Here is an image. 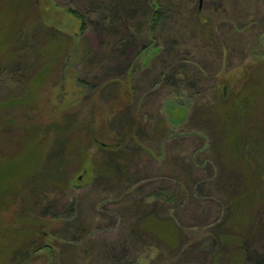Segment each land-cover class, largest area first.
<instances>
[{
    "label": "rangeland",
    "instance_id": "obj_1",
    "mask_svg": "<svg viewBox=\"0 0 264 264\" xmlns=\"http://www.w3.org/2000/svg\"><path fill=\"white\" fill-rule=\"evenodd\" d=\"M129 1L0 0V264H264V0Z\"/></svg>",
    "mask_w": 264,
    "mask_h": 264
},
{
    "label": "trees",
    "instance_id": "obj_2",
    "mask_svg": "<svg viewBox=\"0 0 264 264\" xmlns=\"http://www.w3.org/2000/svg\"><path fill=\"white\" fill-rule=\"evenodd\" d=\"M143 2L146 3V4L148 2L147 6L143 10V15H144V18L146 20V23H147L149 31L153 32L160 23H162L165 19H167L168 14H169V7L167 6L165 8V4L161 0H158L157 3H155V2L152 3L151 0H143ZM139 3H140L139 0H131V1H129V4L136 6V8L138 7ZM68 11L73 13L80 20V26L79 27H80V31H82L83 28L86 25L85 24L86 23V16L82 12H80V11H78L76 9H70L69 8ZM133 11L134 10L132 9L129 12L132 14ZM127 17H129V15ZM111 21H113V20H111ZM156 59L154 61H152V64L150 66L153 69H155ZM137 67L139 68V65ZM137 67L135 66V63L131 62V63L128 64L127 69L129 68L130 71L132 70V72L135 73V72H137V69H138ZM168 69H169L168 66H165V65L162 66L160 64V66H159V70H160L159 71V76L162 77L161 79L169 81V80H172L173 78L180 79L179 76H181V75H182V77L187 76V74H185V72H182V71L178 72V70L172 72V71H170ZM171 72H172V74H171ZM184 80H185V84L188 87L192 88V87L196 86L195 79H194V81L193 80L191 81L189 78L188 79L184 78ZM169 82L172 83L171 81H169ZM221 100H225V98L223 97V98H221ZM204 107H207V105H205ZM212 107H213L212 105H209V109L212 108ZM129 135H131V134H129ZM128 138H131V137H126V136L123 135V137L120 140H118L114 144V146H112V147H109V146L101 147L100 151L103 154L107 153L109 155L108 162L104 163V165L106 167H109L108 168L109 170H112L111 173L114 174V177H115L113 182L119 180L120 177H124V178H128L129 177L127 172H126V170L128 169V165L126 164L127 162L125 161V155H126L125 147L127 145ZM52 161H54V160H52ZM49 162H50V160H49ZM49 162L47 163L48 165H46L47 166L46 169H49L48 168L49 167ZM44 168H45V166H44ZM50 171H52V172L57 171L56 173H53V174H56V175L60 174V172L63 171V167L61 165V162L57 161L55 167L51 166ZM106 174H108V172L107 171L104 172V170H102V169H101V172L99 170V173H98L99 176L95 173L96 178H102ZM58 178L59 177H56L55 179H58ZM150 217H152V218L156 217L155 214L152 211L147 212L146 214L144 213L143 215H141L139 218H137V220H135V222H134L135 226H133V227L131 226V229H129V232L138 231L144 225V227L147 229V231L149 233H151L152 235H154L152 232H150L148 230L147 225H145L143 223L144 218H150ZM170 220L171 219L163 218V221H165L167 223L170 222ZM218 236H220V235H218ZM222 236L223 235H221V237ZM242 248H243V257H244V261L245 262H248L247 261L248 259L250 261H251V259H255V255L252 254V253H255L254 251H252L249 247L242 246ZM134 252H135V255H134L135 257L134 258H132L130 260H127V257H123V258H121L119 263H121V264H138L137 263L138 262L137 261V256L139 255V253H138L139 251L137 249H134ZM219 252H221V251H218L217 253L221 254ZM127 254H128V252H127ZM215 262H217L219 264H223L222 263L223 261L221 260V258L217 257V255H216ZM258 262L260 264H262L261 263L262 261L259 258H258Z\"/></svg>",
    "mask_w": 264,
    "mask_h": 264
},
{
    "label": "water",
    "instance_id": "obj_3",
    "mask_svg": "<svg viewBox=\"0 0 264 264\" xmlns=\"http://www.w3.org/2000/svg\"><path fill=\"white\" fill-rule=\"evenodd\" d=\"M78 178H79V176H78Z\"/></svg>",
    "mask_w": 264,
    "mask_h": 264
}]
</instances>
